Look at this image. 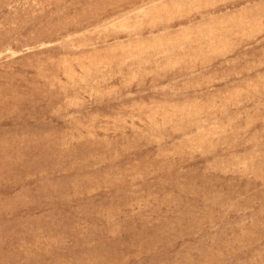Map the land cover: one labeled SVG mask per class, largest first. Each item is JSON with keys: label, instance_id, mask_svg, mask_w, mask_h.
Wrapping results in <instances>:
<instances>
[{"label": "rangeland", "instance_id": "rangeland-1", "mask_svg": "<svg viewBox=\"0 0 264 264\" xmlns=\"http://www.w3.org/2000/svg\"><path fill=\"white\" fill-rule=\"evenodd\" d=\"M0 264H264V0H0Z\"/></svg>", "mask_w": 264, "mask_h": 264}]
</instances>
